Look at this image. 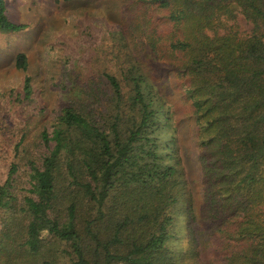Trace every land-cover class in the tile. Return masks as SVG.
<instances>
[{
    "label": "trees",
    "instance_id": "1",
    "mask_svg": "<svg viewBox=\"0 0 264 264\" xmlns=\"http://www.w3.org/2000/svg\"><path fill=\"white\" fill-rule=\"evenodd\" d=\"M138 1L141 21L132 22L127 9L125 18L145 35L153 60L174 71L181 116L196 126L198 195L171 106L121 27L113 57L120 74H100L110 93L107 105L101 107L105 89L84 85L52 131L42 132L47 150L28 159L29 195L20 200L14 190L17 163L0 185V209L12 211L0 229V264H52L58 249L50 245L60 242L76 255L69 264H174L166 251L177 215L185 217L191 240L182 259L264 264V0ZM236 8L253 24L248 35L229 24ZM25 27L9 18L0 0V31ZM16 66L27 69L24 53ZM31 95L28 78L24 97ZM165 128L172 134L163 141ZM66 180L68 189L79 191L74 196L89 201L70 202L63 221Z\"/></svg>",
    "mask_w": 264,
    "mask_h": 264
},
{
    "label": "rangeland",
    "instance_id": "2",
    "mask_svg": "<svg viewBox=\"0 0 264 264\" xmlns=\"http://www.w3.org/2000/svg\"><path fill=\"white\" fill-rule=\"evenodd\" d=\"M5 1L9 18L15 23L26 24V27L16 32L0 31V185L6 180L11 164L17 163L14 190L20 200L24 195H29L30 166L27 161L30 158L39 159L47 150L40 138L42 132L45 129L52 131L66 106L72 105L84 94V85L88 87L94 83L108 93L105 79H101L100 74L109 71L119 76L120 66L116 65L113 57L120 46L116 30L123 27L130 39L132 53L143 62L155 90L171 106L183 164L198 195L200 186L197 183L202 174L198 161L197 131L193 121L190 123L184 119V115L181 116L185 108L182 96L176 89L174 71L153 60L145 35L131 28V22L125 18L124 11L127 9L132 22L141 21L140 8L136 6L139 1ZM234 12H237V18L229 21V24L237 23L243 35L250 34L253 24L240 9L236 8ZM19 53L27 57L26 70L16 66ZM28 78L32 95L26 99L24 86ZM109 96L110 93L101 95L102 108L107 105ZM171 134L172 130L167 128L160 132L163 141L171 139ZM23 136L25 138L17 154L16 147ZM67 181L63 185L60 202L59 216L63 221L68 217L67 206L70 202L75 199H85V203L89 201L74 196L73 192L77 194L79 191H72L73 186L68 189L70 184ZM11 213L10 210L0 209V229L5 222L3 219H9ZM95 213L92 211L87 219L91 220ZM175 223V235L167 244L168 257L174 264H193L188 255L182 259L183 253L189 251L191 241L185 217L177 215ZM52 245V250L58 249L49 258L52 264H69L76 260L70 243L60 242L54 244V248Z\"/></svg>",
    "mask_w": 264,
    "mask_h": 264
}]
</instances>
